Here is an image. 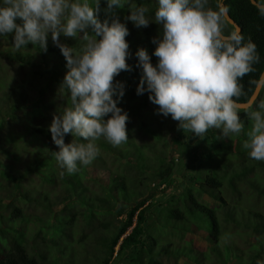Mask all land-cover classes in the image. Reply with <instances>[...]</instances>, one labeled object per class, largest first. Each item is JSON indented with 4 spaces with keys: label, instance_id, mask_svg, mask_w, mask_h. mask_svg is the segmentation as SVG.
Instances as JSON below:
<instances>
[{
    "label": "trees",
    "instance_id": "16d2710c",
    "mask_svg": "<svg viewBox=\"0 0 264 264\" xmlns=\"http://www.w3.org/2000/svg\"><path fill=\"white\" fill-rule=\"evenodd\" d=\"M223 3L259 55L255 71L241 81L239 102H246L264 69V17L249 0ZM133 4L148 7L151 16L155 0H128L116 9L132 54L126 58L131 70L113 78L124 84L117 106L129 117L128 140L117 147L96 141L99 155L73 174L58 166L48 131L52 116L70 105L60 88L64 57L50 38L44 51L32 44L16 50L13 34L0 37V264H264V161L232 142L226 147L213 129L202 138L208 146L192 145L195 138L158 114L147 92L136 94L142 70L134 53L144 48L156 63L151 41L160 25L125 21ZM231 29L227 22L225 31ZM59 39L77 50L83 43ZM260 100L264 87L250 110ZM248 110L239 112L243 143L252 124ZM71 139L64 136L65 143ZM173 146L179 166L183 156L189 162L172 187Z\"/></svg>",
    "mask_w": 264,
    "mask_h": 264
},
{
    "label": "clouds",
    "instance_id": "9594fccd",
    "mask_svg": "<svg viewBox=\"0 0 264 264\" xmlns=\"http://www.w3.org/2000/svg\"><path fill=\"white\" fill-rule=\"evenodd\" d=\"M250 2L264 17V0ZM127 3L104 0L101 9V0H0V37L13 34L16 50L32 44L44 51L50 38L65 59L60 88L70 105L52 116L48 131L58 146L55 160L68 174L94 161L101 138L113 147L128 140L129 117L117 106L124 84L113 79L131 70L126 63L132 55L125 40L128 28L116 14ZM215 5L210 7L209 0H155L151 16L148 7L133 4L124 17L136 28L150 21L160 25L151 41L156 63L144 48L134 53L142 70L136 94L147 92L158 114L170 116L180 129L201 139L209 129H218L219 138L241 133V81L259 60L255 43L245 42L238 26L225 31L229 10L223 0H215ZM101 11L103 20L98 18ZM61 36L78 37L83 43L77 50L62 43ZM251 83L264 87V73ZM248 109L252 124L243 148L250 158L264 161V100L255 110H250L252 104ZM66 134L72 137L69 143L64 142Z\"/></svg>",
    "mask_w": 264,
    "mask_h": 264
},
{
    "label": "rangeland",
    "instance_id": "374dc122",
    "mask_svg": "<svg viewBox=\"0 0 264 264\" xmlns=\"http://www.w3.org/2000/svg\"><path fill=\"white\" fill-rule=\"evenodd\" d=\"M213 131L219 133L218 136H220V132H219L218 129H213ZM241 133H239L238 135H229L228 138H224V140H225V144L224 145L227 147V143L230 142V144H231V142H232V145L235 146L236 149L243 147V141H242L243 140V135ZM193 137L195 139H193L192 145L201 144L202 146H204V145L205 146H208L205 143V141H203L201 138H198V137H195V136H193ZM169 152H170V155H171V156L170 155L168 156V158H170L169 161H171V163L169 162V165H171L173 167L172 172H173V179H174V181L171 184V186L173 187V186H175V184H177L178 182H180L182 180V173L186 172V170H187L186 169V166L188 165L187 164V161L189 162V155L183 156V159H182V162L183 163L182 164H184V166L183 165L182 166L181 165L179 166L178 163L180 161L177 162V160H179L180 156L178 154L179 153V150L177 149V147L176 146L170 147ZM184 157H185V159H184ZM185 160H187V161L184 163ZM158 194H160V193H158ZM153 195H154V197L157 196V197L161 198L160 195H157L155 193H153ZM212 204L215 205V203H212ZM202 245L203 244L200 243L199 240H196L195 241V244H194L195 247L200 248Z\"/></svg>",
    "mask_w": 264,
    "mask_h": 264
},
{
    "label": "water",
    "instance_id": "95a60500",
    "mask_svg": "<svg viewBox=\"0 0 264 264\" xmlns=\"http://www.w3.org/2000/svg\"><path fill=\"white\" fill-rule=\"evenodd\" d=\"M250 1V0H249ZM252 4V3H251ZM229 16V15H228ZM229 24H231L232 26L235 25V26H238L236 23H234V21L229 17V21H228ZM239 27V26H238ZM240 29V28H239ZM264 73V69L263 71L261 72V74ZM260 74V75H261ZM261 90V87H255L253 93L251 94L250 98L248 99V101L246 102H239L240 105H241V110H247L248 109V105L249 104H253L254 101L256 100L259 92Z\"/></svg>",
    "mask_w": 264,
    "mask_h": 264
}]
</instances>
